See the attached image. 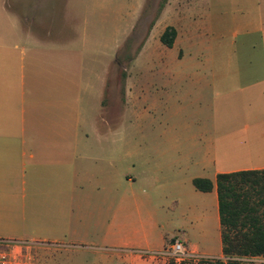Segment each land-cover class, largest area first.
<instances>
[{
	"label": "rangeland",
	"instance_id": "374dc122",
	"mask_svg": "<svg viewBox=\"0 0 264 264\" xmlns=\"http://www.w3.org/2000/svg\"><path fill=\"white\" fill-rule=\"evenodd\" d=\"M261 13L264 0H0V45H18L13 62L0 58L1 91L12 68V105L17 89L19 109L32 94L40 121L54 114L76 123L74 135L91 141L83 143L84 163L98 161V169L84 164L83 183L110 181L117 207L128 189L141 196L148 187L143 172L168 175L178 162L187 175L198 174L191 163L212 113L211 89L196 82L206 72L202 60L235 59L242 22L254 24ZM169 26L177 30L173 47L161 41ZM8 51L0 47V56ZM166 74L179 78L165 81ZM100 139L110 142L90 144ZM129 174L137 182L128 184ZM94 196L101 204L102 193ZM96 198L82 194L87 208ZM207 245L219 252V241Z\"/></svg>",
	"mask_w": 264,
	"mask_h": 264
},
{
	"label": "crops",
	"instance_id": "0c3cea01",
	"mask_svg": "<svg viewBox=\"0 0 264 264\" xmlns=\"http://www.w3.org/2000/svg\"><path fill=\"white\" fill-rule=\"evenodd\" d=\"M9 12L7 16L16 17L17 26L23 25L21 17L19 20ZM261 14L254 17V24L242 22V41L236 47L235 59L202 60L206 72L196 82H203L204 90L211 89L212 113L199 141L201 148L194 152L198 160L191 163L198 168V174L187 175L173 161V171L168 175L143 172L139 177L150 179L148 187L141 189V196L128 189L117 207L108 196L110 181H103L102 187L83 183L84 164L89 162L87 171L98 169V161L84 163L83 143L91 141L74 135L76 123L67 122L66 116L55 120L52 113L47 124L40 121L32 94L26 107L19 109L17 89V102L12 105L10 68L3 76L5 92L0 85V238L63 245L41 249L39 264H166L162 259H143L129 250H160L177 237L201 254L222 257L218 175L264 169V13ZM0 47L10 50L0 58L13 62L12 50L18 45ZM164 78L173 82L179 77L166 74ZM14 80L17 85V75ZM109 142L100 139L90 144L106 146ZM167 177H172L171 181H166ZM198 177L210 179L213 189L199 190L194 184ZM126 180L134 184L138 177L129 174ZM41 188L47 191L44 195L40 194ZM84 191L94 198L102 193L101 204L96 198L88 208L84 206ZM212 241L220 242L219 254L207 245ZM75 245H91L92 249H68Z\"/></svg>",
	"mask_w": 264,
	"mask_h": 264
},
{
	"label": "trees",
	"instance_id": "16d2710c",
	"mask_svg": "<svg viewBox=\"0 0 264 264\" xmlns=\"http://www.w3.org/2000/svg\"><path fill=\"white\" fill-rule=\"evenodd\" d=\"M177 30L166 28L161 41L173 47ZM201 191H211L213 182L195 178ZM224 258L210 264H252L233 259L238 256L264 257V169L220 173L217 178Z\"/></svg>",
	"mask_w": 264,
	"mask_h": 264
},
{
	"label": "built area",
	"instance_id": "2783aa9c",
	"mask_svg": "<svg viewBox=\"0 0 264 264\" xmlns=\"http://www.w3.org/2000/svg\"><path fill=\"white\" fill-rule=\"evenodd\" d=\"M63 247L59 243H49L38 240H18L0 238V264H39V251L45 247ZM143 259L164 260L166 264H210L216 258L201 254L185 244L179 237L175 238L167 247L160 250H129ZM222 258V257H219ZM226 261L228 258L223 257ZM261 256H236L233 259L242 262L258 264ZM258 259V260H259Z\"/></svg>",
	"mask_w": 264,
	"mask_h": 264
}]
</instances>
